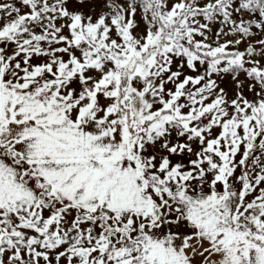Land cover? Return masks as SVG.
Listing matches in <instances>:
<instances>
[{
	"label": "snow or ice",
	"instance_id": "snow-or-ice-1",
	"mask_svg": "<svg viewBox=\"0 0 264 264\" xmlns=\"http://www.w3.org/2000/svg\"><path fill=\"white\" fill-rule=\"evenodd\" d=\"M0 264H264V0H0Z\"/></svg>",
	"mask_w": 264,
	"mask_h": 264
}]
</instances>
